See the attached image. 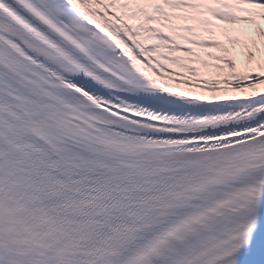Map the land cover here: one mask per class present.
<instances>
[{
    "label": "snow or ice",
    "instance_id": "6c2138e0",
    "mask_svg": "<svg viewBox=\"0 0 264 264\" xmlns=\"http://www.w3.org/2000/svg\"><path fill=\"white\" fill-rule=\"evenodd\" d=\"M0 264H264V0H0Z\"/></svg>",
    "mask_w": 264,
    "mask_h": 264
}]
</instances>
